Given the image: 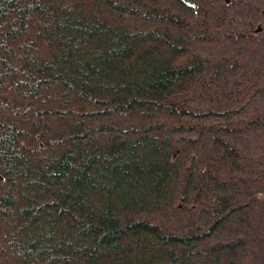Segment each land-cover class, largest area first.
<instances>
[{"label": "trees", "instance_id": "1", "mask_svg": "<svg viewBox=\"0 0 264 264\" xmlns=\"http://www.w3.org/2000/svg\"><path fill=\"white\" fill-rule=\"evenodd\" d=\"M0 0V264H264V0Z\"/></svg>", "mask_w": 264, "mask_h": 264}, {"label": "water", "instance_id": "2", "mask_svg": "<svg viewBox=\"0 0 264 264\" xmlns=\"http://www.w3.org/2000/svg\"><path fill=\"white\" fill-rule=\"evenodd\" d=\"M183 4L187 5V6H191L192 2L191 0H180Z\"/></svg>", "mask_w": 264, "mask_h": 264}]
</instances>
